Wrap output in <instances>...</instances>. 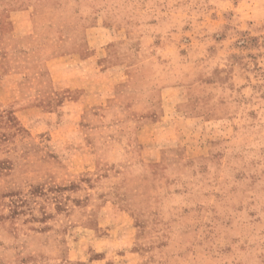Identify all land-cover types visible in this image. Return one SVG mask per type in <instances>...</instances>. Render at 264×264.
<instances>
[{
  "label": "rangeland",
  "instance_id": "rangeland-1",
  "mask_svg": "<svg viewBox=\"0 0 264 264\" xmlns=\"http://www.w3.org/2000/svg\"><path fill=\"white\" fill-rule=\"evenodd\" d=\"M0 264H264V0H0Z\"/></svg>",
  "mask_w": 264,
  "mask_h": 264
}]
</instances>
